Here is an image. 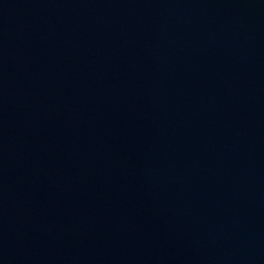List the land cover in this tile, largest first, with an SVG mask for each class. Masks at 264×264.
Instances as JSON below:
<instances>
[{"label": "water", "instance_id": "water-1", "mask_svg": "<svg viewBox=\"0 0 264 264\" xmlns=\"http://www.w3.org/2000/svg\"><path fill=\"white\" fill-rule=\"evenodd\" d=\"M0 264H264V0H0Z\"/></svg>", "mask_w": 264, "mask_h": 264}]
</instances>
